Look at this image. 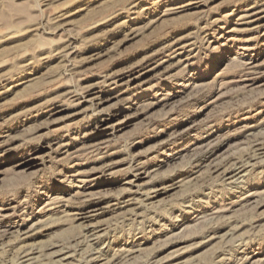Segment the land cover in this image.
<instances>
[{"label":"rangeland","instance_id":"1","mask_svg":"<svg viewBox=\"0 0 264 264\" xmlns=\"http://www.w3.org/2000/svg\"><path fill=\"white\" fill-rule=\"evenodd\" d=\"M43 1L0 0V264H264V0Z\"/></svg>","mask_w":264,"mask_h":264},{"label":"bare ground","instance_id":"2","mask_svg":"<svg viewBox=\"0 0 264 264\" xmlns=\"http://www.w3.org/2000/svg\"><path fill=\"white\" fill-rule=\"evenodd\" d=\"M49 1H50V0H44V1H43V2H44V6H49V4H50ZM55 1H56V0H55ZM59 1H60V0H59ZM135 3H136V2H135ZM52 4H54V3H52ZM52 4H51V6H52ZM39 5H40V4H39ZM62 6H63V5H62ZM258 11H259V10H258ZM100 12H101V11H100ZM100 12H99V14H100ZM255 13H256V12H255ZM91 14H92V13H91ZM250 15H251V14H250ZM252 15H254V14H252ZM260 15H261V14H260ZM88 16H89V15H88ZM245 16H246V15H245ZM259 17H260V16H259ZM259 17H258V18H259ZM244 18H245V17H244ZM91 20H92V19H91ZM54 21H55V20H54ZM250 22H251V21H250ZM54 24H55V23H54ZM57 50H58V49H57ZM175 51H176V50H175ZM224 53H225V51H223L221 54H224ZM63 54H64V53H63ZM175 54H176V53H175ZM60 55H61V54H60ZM218 57H219V55L216 57V59H217ZM217 63H218V61L215 62V64H217ZM99 96H100V95H99ZM97 98H98L97 96H94V97L92 98V100L95 101V100H97ZM98 99H99V98H98ZM91 102H92V101H91Z\"/></svg>","mask_w":264,"mask_h":264}]
</instances>
